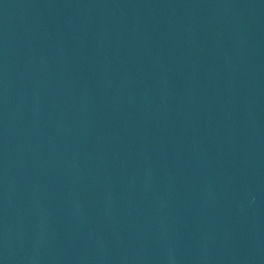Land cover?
Segmentation results:
<instances>
[{"label":"water","instance_id":"water-1","mask_svg":"<svg viewBox=\"0 0 264 264\" xmlns=\"http://www.w3.org/2000/svg\"><path fill=\"white\" fill-rule=\"evenodd\" d=\"M0 264H264V0H0Z\"/></svg>","mask_w":264,"mask_h":264}]
</instances>
